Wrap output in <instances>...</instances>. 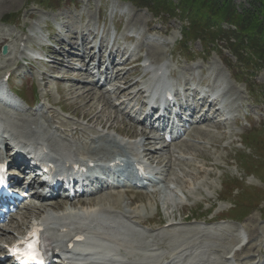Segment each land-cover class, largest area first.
Instances as JSON below:
<instances>
[{
  "label": "rangeland",
  "instance_id": "obj_1",
  "mask_svg": "<svg viewBox=\"0 0 264 264\" xmlns=\"http://www.w3.org/2000/svg\"><path fill=\"white\" fill-rule=\"evenodd\" d=\"M183 1L77 0V6L75 7L72 5L75 4L73 0H0V75L6 69H14L23 56H27V54L34 55L36 52L39 53L41 50L38 48V45L40 43L48 44L45 40L46 36L49 35V38L53 41L71 38L70 36L74 35L75 26L79 24L83 29L89 31V36L91 31L101 29L104 19V29H110L109 20L111 19L114 23L117 22L121 25V31L117 37L118 44L123 48L131 49V58H135L137 52L139 55V50H146L150 55L152 52H155L154 56L151 55L153 62L166 59V67L172 71L173 80L180 81L181 76L191 75L196 81L205 79L206 82H209L215 79L217 75L216 81L227 85V89L224 91V97L228 99L226 107H230L240 117L244 116V113L249 109L257 108L258 106L264 107V100L258 99V106L253 104L254 102L248 96V90L246 91L243 83H236L230 78L229 71L231 69L221 60L224 56L228 59V56L224 53L217 54L212 52L209 54V57L205 58L207 54L206 56L200 54L203 43L198 39L205 37L203 35L207 33L206 30L209 28L208 25L210 23L203 16H193L186 12L187 1L186 3H183ZM233 3L238 12H241L242 7L247 6L246 0H233ZM189 24L195 25L203 29V31H195V28L193 29ZM45 25L47 28H45ZM209 30L212 32V35L218 32L226 36L232 35V33L221 29L219 26L211 27ZM126 33H135L136 38L133 41L125 40L123 42L121 38ZM182 34L190 42L188 43L189 45L187 44L188 46L182 43L181 46L184 47V51L179 52L177 47L179 46V39ZM232 36L236 38V42L240 48L253 55L251 56L252 66L257 70L251 74L252 89L263 94V46L259 41L245 40L238 33ZM3 46H7L8 50L5 55L1 53ZM67 50L71 49L67 47ZM51 51H55V49L51 47ZM171 53L173 55L172 59L170 57ZM189 56L192 57L190 60L194 61L186 62L184 60L185 57ZM66 57L68 55H65L64 59ZM251 57H246V59ZM117 60L120 59L117 58ZM64 64L65 61H62V65L53 64V66L55 69L57 68L58 73L70 70ZM21 66L22 68L13 77L14 85L23 83V87L29 91L31 90V82L42 84L43 81H40L38 72L46 67L45 64L36 61L32 64L31 69L27 68L24 64H21ZM29 70L35 74L23 81L21 75L24 73L26 75L29 74L27 72ZM132 71L133 68L129 70V73H132ZM48 73L50 74L45 75L44 78L49 83L44 86V91L50 101L71 113L77 112L79 115L84 114L85 116L94 117L96 121L108 125L111 128L110 130L100 129L94 125H85L83 128L86 133L92 134L96 141L99 140L101 143H104L107 140H114L119 142L120 150L127 153L130 152L126 141L120 139L119 135L127 139H135L138 128L131 125L122 113H114L115 110L110 105L104 104L99 99V97L101 98V94L108 96V93L104 89L102 90L101 88V91L97 90V93V91H91L90 86L81 87L78 85L82 89H85V91H90L92 95V98L90 96L81 98L78 95L83 90L77 89L74 93H69L66 88H63L67 82L61 83L63 87L57 85V81L51 76L53 73ZM250 73L251 71H246L243 77L239 76V80L241 81ZM186 80H188V77ZM229 88L234 90L235 93L228 92ZM254 101L256 102V100ZM261 117V120H264V116ZM75 119L77 118L68 120L74 121ZM215 123V121H212L210 124H197L195 127L205 128L210 132L207 133L201 130L195 134L194 130L190 142L180 141L176 143L173 146V152L177 157H172L169 162L165 158V155L162 156L164 163L161 166H164L168 171L170 185H162L150 195L139 193L137 194L136 202H129L125 205L139 212L143 218L152 217L153 221L157 222V225L164 220L168 223L175 221L176 227H174V231L185 233L183 237L186 240L184 247L188 248L187 253L192 252L202 243L201 250H204L205 254H203L200 263L240 264L255 260V263L260 262L264 264L262 253L264 252V221H262V218H264V200L256 209H253L246 217L240 220L239 227H235L233 223L230 225L222 224L221 226L220 224L217 226L212 225L213 227L194 221L180 223L179 218L186 217V215L198 216L200 212H204L210 203L218 198V195L222 196L221 190L223 186L221 185V181L225 180L227 176H244L245 185L254 186L260 190L261 194H264V183L261 181L263 178L261 172H264V169L258 168L252 172L253 174L247 173L238 157L241 152L243 154L257 155L256 158L261 156L260 161H255V163L264 166V132H261L263 147L260 152L255 151L252 147L235 151L236 148L230 149L229 147L231 146H227V142L232 138L231 131L233 128L231 124L224 123L225 125L223 126L222 123H216L217 129L210 127ZM93 128H96L97 131L94 132ZM41 131L45 135L47 134L49 138H54L58 135V132H55L54 129L50 131L46 126H43ZM141 140H144V138L141 137ZM217 141L218 145L215 146L214 142ZM101 145L107 151H110L111 148H107L103 144ZM164 152L165 150L160 151V154ZM233 158L236 159L237 163L232 161ZM169 186H172L171 191H169ZM180 191L185 192V200L181 199L182 203H180L179 198L175 194H179ZM165 192L171 193L170 197L165 196ZM226 201V203L220 202L218 207L209 214V217L216 216L215 214L223 208H229L231 201L234 202L231 197H226ZM109 202L110 200L108 199L102 200V203ZM184 203L186 204L183 205ZM200 205L203 207L196 212L197 206ZM239 207L242 206L240 205ZM228 212L219 213L217 218L226 216ZM19 216L17 219H22V215ZM160 226L162 225L157 227ZM237 228L244 235L243 239L238 237ZM257 230L258 234H255ZM174 231L167 232L156 229L154 234L144 232L135 234L134 236L137 239L145 238L155 242L165 241L166 245H173L176 243L175 237H172ZM249 247H252L250 251L248 250ZM259 249L262 250L260 254ZM237 250H241L239 256L237 258L232 257L233 252Z\"/></svg>",
  "mask_w": 264,
  "mask_h": 264
},
{
  "label": "trees",
  "instance_id": "obj_2",
  "mask_svg": "<svg viewBox=\"0 0 264 264\" xmlns=\"http://www.w3.org/2000/svg\"><path fill=\"white\" fill-rule=\"evenodd\" d=\"M186 1V12L193 16H203L204 19L206 18L209 21V28L206 30L205 37L210 42L222 39L225 42L228 41L231 46L239 47L236 38L232 36L238 33L245 40L259 41L264 48V0H246L247 6L242 7L241 12L237 11L233 5V0H184L183 3H186ZM197 21L199 20L197 19ZM221 22L232 25L235 28L231 31L228 30L232 35L227 36V41L219 35L220 32L212 35V32L209 30L211 27L220 25ZM190 25L193 29L195 28V31H203V29L195 25ZM248 55L250 54L248 53ZM251 61L252 57L246 62L248 64L252 63Z\"/></svg>",
  "mask_w": 264,
  "mask_h": 264
},
{
  "label": "bare ground",
  "instance_id": "obj_3",
  "mask_svg": "<svg viewBox=\"0 0 264 264\" xmlns=\"http://www.w3.org/2000/svg\"><path fill=\"white\" fill-rule=\"evenodd\" d=\"M72 38L76 39V37H72ZM4 39H5V37H4ZM83 44H85V42L83 40H81L80 45H83ZM84 53H88L89 60H91L93 58V54L91 53V49L87 48L86 46L82 47L81 53L79 54V56H81ZM151 55L154 56L155 52H152ZM126 61H128V59H126ZM69 63H71V62H69ZM110 63H111L110 67H112L113 62H111V60H110ZM110 67L106 68V70L108 71L110 69ZM117 76H118V72L115 73L114 78H118ZM123 83L126 85L124 88H122V89L116 88V90L119 93L123 92L124 90H126L127 88H129L131 86L130 84H128V81H127L126 78H124ZM65 88L67 89V91L69 93H74V91H75V87L73 85H69V86H67ZM137 94H139V91H137L136 94H134V95L131 94L130 96H131V98H133ZM89 96H90V91H84V92H82V93H80L78 95V97H81V98H85V97H89ZM104 101H105L104 104L109 103V101L108 100L106 101L105 98H104ZM74 114L75 115H79V114H77V112H74ZM79 117L85 119L87 122H96L98 124H103V123H101L99 121H96V119L94 117L85 116L84 114H80ZM103 125H105V124H103ZM148 155H149L150 158H153V152L148 153ZM165 195L170 197L171 193H167L166 192ZM106 198H108V197H106ZM101 200H102L101 198H91V199H86V200H74L70 206H74V207L78 206V208H83L82 210L85 211V213H90V212H93V211H101L104 214L109 213V211H107V209L104 207L105 205H100V204H102ZM111 201H112V203H114L116 205L120 204V202H121L119 196H117V198L112 199ZM116 205H111V206L115 207ZM48 206L52 207L55 210H57V208L60 207V204L59 203L38 204V205L34 206V209L38 210V212H39L38 215H40V214H44V210ZM50 232H51L52 237L55 240L62 239V241H64L66 239V237H70L71 236L67 232H63L62 234L59 235L57 230H55V229H51ZM141 247H143V246H140V248ZM143 250L146 251V249H143ZM190 263H191V261H188V260H185L184 262H180V264H190Z\"/></svg>",
  "mask_w": 264,
  "mask_h": 264
},
{
  "label": "snow or ice",
  "instance_id": "obj_4",
  "mask_svg": "<svg viewBox=\"0 0 264 264\" xmlns=\"http://www.w3.org/2000/svg\"><path fill=\"white\" fill-rule=\"evenodd\" d=\"M21 243H26V242H21ZM20 250L14 249L13 254L19 253ZM22 256L26 260H31V261H38L40 259V254L36 249V246L34 243H28L27 248L24 249Z\"/></svg>",
  "mask_w": 264,
  "mask_h": 264
},
{
  "label": "water",
  "instance_id": "obj_5",
  "mask_svg": "<svg viewBox=\"0 0 264 264\" xmlns=\"http://www.w3.org/2000/svg\"><path fill=\"white\" fill-rule=\"evenodd\" d=\"M5 52H6V47L3 46V48H2V53L4 54Z\"/></svg>",
  "mask_w": 264,
  "mask_h": 264
}]
</instances>
